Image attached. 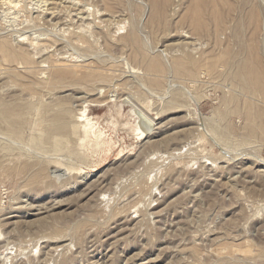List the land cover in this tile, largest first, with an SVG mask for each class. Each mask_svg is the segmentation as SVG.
I'll return each mask as SVG.
<instances>
[{
	"label": "rangeland",
	"instance_id": "obj_1",
	"mask_svg": "<svg viewBox=\"0 0 264 264\" xmlns=\"http://www.w3.org/2000/svg\"><path fill=\"white\" fill-rule=\"evenodd\" d=\"M17 1L0 264H264V0Z\"/></svg>",
	"mask_w": 264,
	"mask_h": 264
},
{
	"label": "bare ground",
	"instance_id": "obj_2",
	"mask_svg": "<svg viewBox=\"0 0 264 264\" xmlns=\"http://www.w3.org/2000/svg\"><path fill=\"white\" fill-rule=\"evenodd\" d=\"M15 1H17V0H15ZM15 1L14 0H2L0 3L1 4H4V5H10V6H12V5H14V3H15ZM38 1V0H37ZM48 3H49V0H46ZM51 1V0H50ZM61 1V0H60ZM64 1H66V0H64ZM63 0H62V2H64ZM102 1V0H101ZM18 2V1H17ZM16 2V3H17ZM29 2H31V1H29ZM44 2V1H43ZM58 2V1H57ZM62 2H60V3H62ZM73 2V1H72ZM80 2V1H79ZM82 2V1H81ZM54 3V2H53ZM70 3V2H69ZM24 4V3H23ZM34 4V3H33ZM39 4H41L40 2H39ZM39 4H38V6H39ZM71 4V3H70ZM4 5H1V6H4ZM63 5V4H62ZM83 5H85V4H83ZM33 6V5H32ZM44 6H45V4H44ZM43 6V7H44ZM58 6V5H57ZM56 6V7H57ZM78 6V5H77ZM88 6V5H87ZM91 6V5H90ZM5 7H8V6H5ZM51 7V6H50ZM71 7V6H70ZM79 7H80V5H79ZM15 8V7H14ZM35 8V7H34ZM40 8V7H39ZM46 8V7H45ZM83 8V7H82ZM97 8V7H96ZM4 9V8H3ZM51 9V8H50ZM49 8L46 10V13H48L49 15L48 16H53V15H50V14H52V12H53V9H52V11L50 10ZM79 9H81V8H79ZM8 10V9H7ZM36 10H38V8L36 9ZM57 10V9H56ZM77 10V9H76ZM82 10V9H81ZM10 11V10H9ZM42 11H43V8H42ZM58 11V10H57ZM97 11V10H96ZM8 12V11H7ZM78 12V11H77ZM106 12V11H105ZM54 13V12H53ZM57 13V12H56ZM69 13V12H68ZM85 13V12H84ZM24 14V13H23ZM44 14V13H43ZM83 14V13H82ZM107 14V13H106ZM116 14V13H115ZM56 15H58V14H56ZM55 15V16H56ZM63 15V14H62ZM114 15V14H113ZM6 16V15H5ZM22 16V15H21ZM90 16V15H89ZM3 17V16H2ZM7 17H8V15H7ZM14 17V16H13ZM12 17V18H13ZM20 17V16H19ZM78 17V16H77ZM85 17H88V16H85ZM3 18H5V17H3ZM11 18V19H12ZM73 18V17H72ZM46 19V18H45ZM58 19V18H57ZM87 20V19H86ZM112 20V19H111ZM7 21V20H6ZM21 21V20H20ZM50 21V20H49ZM104 21V20H103ZM58 22H60V21H58ZM114 22H115V20H114ZM83 23H85V22H83ZM6 24H8V23H6ZM61 24V23H60ZM72 25V24H71ZM76 25V24H75ZM74 26V25H73ZM103 26V25H102ZM18 27V26H17ZM101 27V26H100ZM71 28V27H70ZM77 28V27H76ZM6 31V30H5ZM10 32V31H9ZM18 33V32H17ZM83 33V32H82ZM107 33V32H106ZM15 34V33H14ZM34 35V34H33ZM53 35V34H52ZM101 35V34H100ZM36 36V35H35ZM102 36V35H101ZM25 37V36H24ZM26 37H28V36H26ZM31 37V36H30ZM29 37V38H30ZM39 37V36H38ZM87 37V36H86ZM35 38V37H34ZM90 38V37H89ZM17 39V38H16ZM23 39V38H22ZM33 39V38H32ZM31 39V40H32ZM37 39V38H36ZM29 40V39H28ZM34 40V39H33ZM39 41V40H38ZM37 41V42H38ZM30 42V41H29ZM43 42H45L44 40H43ZM74 42V41H73ZM34 42L32 41V43H30V44H32V45H34L33 44ZM36 43V42H35ZM46 43V42H45ZM67 43V42H66ZM83 43V42H82ZM93 43V42H92ZM30 44H28V45H30ZM48 44V43H47ZM37 45V44H36ZM24 46V45H23ZM31 46V45H30ZM29 46V47H30ZM34 47V46H33ZM44 47V46H43ZM42 47V48H43ZM49 47V46H48ZM53 47V46H52ZM57 48V47H56ZM55 48V49H56ZM35 49V48H34ZM41 49V48H40ZM49 49V48H48ZM42 50V49H41ZM71 51V50H70ZM46 52V51H45ZM33 53V52H32ZM38 53V52H37ZM61 53V52H60ZM163 53V52H162ZM49 54V53H48ZM165 54V53H164ZM34 55V54H33ZM35 56V55H34ZM50 56H51V54H50ZM54 56V55H53ZM42 57V56H41ZM41 57H39V58H41ZM68 57V56H67ZM64 59H65V57H64ZM63 60V59H62ZM61 60V61H62ZM71 60V59H70ZM74 60V59H73ZM48 61V60H47ZM45 63H46V60H45ZM49 63V62H48ZM77 63V62H76ZM86 63V62H85ZM84 63V64H85ZM62 64V63H61ZM67 64H69L70 65V63H68L67 62ZM43 65H45V64H43ZM42 65V66H43ZM49 65V64H48ZM83 65V64H82ZM85 66V65H84ZM91 66V65H90ZM24 68V67H23ZM73 68V67H72ZM75 68H77V67H75ZM88 69V68H87ZM79 70V69H78ZM70 72V71H69ZM110 73V72H109ZM41 74V73H40ZM100 76V75H99ZM97 80V79H96ZM97 81H99V80H97ZM222 85V84H221ZM105 89V88H104ZM227 89V88H226ZM238 92V91H237ZM100 94V93H99ZM247 96V95H246ZM53 98V97H52ZM252 98V97H251ZM255 101H257V100H255ZM139 120V121H138ZM137 121H138V123H137V121H136V123H137V130H136V133L138 134V135H140V134H144V133H146V132H150V130H151V128H152V124H151V122H149L148 120H146V119H142V118H140V119H138ZM137 135V136H138ZM261 158V157H260ZM262 160L261 161H264V158H261ZM262 163V162H261ZM133 221V220H132Z\"/></svg>",
	"mask_w": 264,
	"mask_h": 264
}]
</instances>
